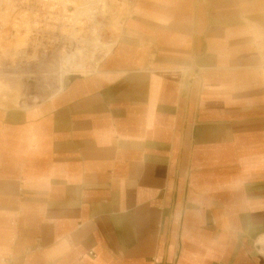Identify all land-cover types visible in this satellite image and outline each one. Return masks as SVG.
I'll list each match as a JSON object with an SVG mask.
<instances>
[{
  "label": "crops",
  "instance_id": "crops-1",
  "mask_svg": "<svg viewBox=\"0 0 264 264\" xmlns=\"http://www.w3.org/2000/svg\"><path fill=\"white\" fill-rule=\"evenodd\" d=\"M120 30L0 103V264H264V0H133Z\"/></svg>",
  "mask_w": 264,
  "mask_h": 264
},
{
  "label": "bare ground",
  "instance_id": "bare-ground-1",
  "mask_svg": "<svg viewBox=\"0 0 264 264\" xmlns=\"http://www.w3.org/2000/svg\"><path fill=\"white\" fill-rule=\"evenodd\" d=\"M41 1L38 0L40 6L38 10H41L42 12V18L44 19L43 27L45 30L51 29L53 31L58 32L57 40H59L58 43L60 44L61 42V44L57 50L63 51L62 55L58 59L56 58V61L51 59V62H58L56 63L58 65L65 64L67 66L65 71H67V68H70L71 70L73 68H79V61H81V59H79L80 53L77 52L76 49L80 50L81 48H87V43H89L88 47L94 48V50H99L100 54H108L111 51L112 47L116 43L117 38L114 40H110L106 43L101 41L99 37L102 33V29L112 28L113 31L117 33L121 28V20L124 14L128 11L130 3L133 2V0H47L45 2H43V0ZM37 17H39V14H37ZM34 27H38L37 22L34 23ZM26 29L28 30V28ZM28 32L29 31H26L23 34H19L16 38V52L19 59L27 57L25 55L26 52L23 51H27L26 38L28 36ZM42 48L43 50H47L45 46ZM39 49V47H36L32 50ZM66 55H69L68 59H66ZM71 57H75V59H77V62H68ZM58 73V79H53L55 83H58L57 91L50 95L46 94L45 98L51 97L60 91L64 71L61 70ZM23 103L24 107L28 106V104H26L25 102ZM260 245L264 247V241L260 242Z\"/></svg>",
  "mask_w": 264,
  "mask_h": 264
},
{
  "label": "rangeland",
  "instance_id": "rangeland-1",
  "mask_svg": "<svg viewBox=\"0 0 264 264\" xmlns=\"http://www.w3.org/2000/svg\"><path fill=\"white\" fill-rule=\"evenodd\" d=\"M119 31L115 33L112 28H103L99 38L105 43L109 42L118 37ZM88 44L89 43L86 44L87 48H81L80 50L75 48L77 52L80 53V66H78L79 68H73L72 70L67 68V71H65L67 67L65 64L58 65L56 64L58 62H51L52 60L49 58V54L46 53L48 50H41L43 55L47 54L45 57L42 55L41 58L39 55L40 50H32L30 53H28V51H23L26 52L25 55L27 57L19 59L21 67L20 72L16 74L15 77L0 76V103L5 104L6 106H16L13 103L19 101L25 102L28 105L36 104L43 101L46 94L50 95L57 91L58 83H55L53 79H58L57 75L59 74V71H64L61 88L68 77L85 75L94 71L100 60L105 57L106 53L100 54L99 50H94V48L88 47ZM62 52L63 51L61 50H57L56 56L53 60L56 61V58L58 59L62 55ZM68 56L69 55H66V59L69 58ZM71 61L77 62V59L71 57L68 62ZM67 75L70 76L67 77ZM20 105L22 106L24 103H21Z\"/></svg>",
  "mask_w": 264,
  "mask_h": 264
},
{
  "label": "built area",
  "instance_id": "built-area-1",
  "mask_svg": "<svg viewBox=\"0 0 264 264\" xmlns=\"http://www.w3.org/2000/svg\"><path fill=\"white\" fill-rule=\"evenodd\" d=\"M45 1L47 0H43V2ZM39 7L38 0H0V76L15 77L20 72V60L16 52V38L26 31H29L26 38L28 53L33 48L39 47L41 58L43 55L41 50L45 46L49 58H55L57 49L61 44L57 40L58 32L44 29V19L41 10H38ZM37 14H39V17H37ZM35 22L38 23V27H34ZM2 260L5 261L4 258Z\"/></svg>",
  "mask_w": 264,
  "mask_h": 264
}]
</instances>
